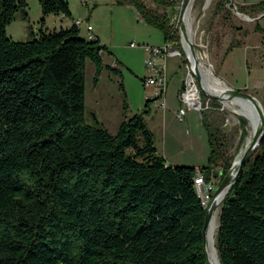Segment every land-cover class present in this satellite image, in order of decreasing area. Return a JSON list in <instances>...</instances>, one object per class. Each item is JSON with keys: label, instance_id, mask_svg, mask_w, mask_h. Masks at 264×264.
<instances>
[{"label": "trees", "instance_id": "obj_1", "mask_svg": "<svg viewBox=\"0 0 264 264\" xmlns=\"http://www.w3.org/2000/svg\"><path fill=\"white\" fill-rule=\"evenodd\" d=\"M114 1L133 6L180 48L168 14L182 0ZM231 2L217 0L215 15L231 22ZM39 4L44 16L71 17L67 0ZM27 6L0 0V264H209L195 177L201 171L219 185L232 165L219 103L201 110L207 166L167 164L143 113L112 134L86 107L87 59L95 84L104 67L117 70L104 64L98 37L80 35L75 23L41 27L25 41L7 35ZM237 8L254 17L264 1ZM240 45L232 39L224 57ZM245 124L240 118L241 139ZM215 248L220 264H264V136L221 202Z\"/></svg>", "mask_w": 264, "mask_h": 264}, {"label": "rangeland", "instance_id": "obj_2", "mask_svg": "<svg viewBox=\"0 0 264 264\" xmlns=\"http://www.w3.org/2000/svg\"><path fill=\"white\" fill-rule=\"evenodd\" d=\"M67 1L75 20L83 21L79 26L80 35L87 37L86 24L91 25L93 32L100 37V43L107 46L102 54L103 62L105 65L117 66L116 71L104 67L95 84L96 66L92 60L87 59L85 103L88 110L96 113L99 121L112 134L117 132L124 118L143 113L148 128L153 132L156 150L165 158L167 164L207 166L210 148L207 130L201 120V111L190 108L183 120L176 116V110L180 106L179 88L182 84L186 86L188 74L186 66L190 68L186 53L184 52L183 56L167 58L166 102L162 99L164 106H160L161 101L150 100L148 97L155 92L156 87L146 86L142 82L146 75L144 63L146 53L141 45L164 44V32L138 18V12L133 6L117 4L114 0ZM216 1H193L190 27L195 52L199 55L200 61L229 87L254 95L264 111V15L244 16L246 14H239V10L234 11L228 3L227 7L231 12V22H228L215 15ZM146 2L151 4L149 0ZM27 4V17L18 13L6 27L7 35L14 41L27 40L31 32L38 33L41 27L46 26L51 30H58L61 26L67 27V23L62 22L71 21V18H63L60 14L44 16L39 0H27ZM43 17L46 24L42 25ZM257 24L259 29L256 30ZM232 39L241 42V45L233 47L224 57ZM181 46L180 43V48ZM193 76L199 92L202 93L199 78L194 74ZM204 97H201L202 109L211 107V99ZM216 101L219 103L218 111L224 119L223 131L230 141L229 153L234 155V160L248 146L254 133L247 117L231 111L222 101ZM88 115L90 116L87 113ZM89 116L88 122H91ZM240 118L246 121L243 127L246 131L244 139H241ZM211 182L210 193L213 194L218 186V179ZM220 208L221 203L217 208L218 226ZM207 251L211 260L208 247Z\"/></svg>", "mask_w": 264, "mask_h": 264}, {"label": "built area", "instance_id": "obj_3", "mask_svg": "<svg viewBox=\"0 0 264 264\" xmlns=\"http://www.w3.org/2000/svg\"><path fill=\"white\" fill-rule=\"evenodd\" d=\"M193 4L194 2H192L191 4L187 16L188 23L190 20ZM230 5L231 8H233L234 11L237 12L238 10L237 5L234 2H231ZM180 10H181V4L176 6L174 9L169 10V14H168L169 22L174 28V30L178 29V34H179ZM74 23L77 27H79L83 23V21L80 19H76L74 20ZM92 29L93 28L91 25L86 24L87 38L89 39L94 37ZM133 45L136 46L135 44ZM141 47L146 53V57L144 61L146 68V75L143 77V84L146 86L156 87V94L161 93L163 95L167 86V63H166L167 58L169 56H179V55L183 56V53L185 51L183 50L182 46L181 48H179L177 42L174 41L173 39H168L167 41H165L164 44L160 46L142 44ZM186 67L188 69L186 86L180 90L178 95L181 106L178 109L176 115L179 120L184 119L187 110L190 108L197 109L199 110V112L202 110V100H201V95L199 94L200 92L198 91V94L196 96L190 95V91H191L190 83L194 82V76L189 66L187 65ZM195 178L197 180V190L202 192V196H204V201L206 202V205H208L209 191L211 190L212 182L206 183L201 171L197 172Z\"/></svg>", "mask_w": 264, "mask_h": 264}, {"label": "bare ground", "instance_id": "obj_4", "mask_svg": "<svg viewBox=\"0 0 264 264\" xmlns=\"http://www.w3.org/2000/svg\"><path fill=\"white\" fill-rule=\"evenodd\" d=\"M192 2L193 0L191 1V3ZM188 13H189V9L187 11V14ZM247 19L249 18L247 17ZM187 32L190 38V34H189L191 32L190 20L188 23ZM182 43L185 47L186 56L190 62L191 71L192 69H194L199 74L200 86L206 89L209 93L220 96L222 98L221 101L225 104L226 107L231 109V111L237 112L247 117L249 120L251 129H252V133L255 134V132L261 126V123H262L261 114L259 113L255 104H253L251 101L241 99V98H233L231 100H226L224 98L225 97L224 95H225V89H226L227 84L224 81H222L219 77H216L211 72V70L204 65L205 63L203 64L200 61L201 59L199 58V55L196 52L194 54L191 53V51L189 50V45L185 39H183ZM190 84H191L190 95L196 96L198 94L199 88H198V85L195 79H194V82ZM241 155L240 156L237 155V157L233 160L234 168H236V166L238 165ZM195 185L197 188L196 178H195ZM227 191H228V187L222 189L220 192L217 193L216 198H215L217 202V208L219 204L222 202V200L224 199ZM198 192H199L200 198H202L201 200H202L203 205L207 206L206 202L204 201V196H202V192L201 191H198ZM209 199H210V196H209ZM215 211L212 214V217L206 227L205 239L207 242V247L211 253V260L209 259L211 264H220L219 259L217 257V253L215 251V247H214V243H215L214 236H215L216 229L218 228V225H217L218 210L216 212Z\"/></svg>", "mask_w": 264, "mask_h": 264}, {"label": "water", "instance_id": "obj_5", "mask_svg": "<svg viewBox=\"0 0 264 264\" xmlns=\"http://www.w3.org/2000/svg\"><path fill=\"white\" fill-rule=\"evenodd\" d=\"M191 1L192 0H182V2H181V10H180V16H179V34H180L179 37H180V42H181L183 50L185 51V47H184L182 42H183V39H185L189 45V50L191 51L192 54H194L195 53V46L193 45V43L191 41V34L189 33L190 34V38H189L188 32H187V30H188V20H187L188 14H187V11H188V9H190V6L192 4ZM238 13L242 14L241 12H238ZM263 14L264 13H261L260 15H263ZM260 15H258L257 17H259ZM244 16H247V15H244ZM192 74H194L197 78H199V74L196 72V70L192 69ZM201 89H202V93L206 97H208L210 99L221 101L222 98L220 96L208 93L203 88H201ZM224 96L223 97L226 100H231L233 98H241V99L251 101L253 104H255L259 113L261 114L262 123H261V126L255 132V134H254L253 138L251 139L250 143L248 144V146L245 147V149L243 150L242 155L239 159V162H238V165L236 166V168H234L233 163H232L230 169L228 170V172L223 177L222 181L219 183V185L215 189L214 193L212 194V198L210 199L208 205L206 206V216H205L203 234H204V240H205L206 255H207V260H208L209 264H211V262L209 260L208 251H207V247H206L205 233H206V227H207V225H208V223L212 217V214L217 209V202L215 200L216 195L218 192H220L222 189H224L226 187H228V190H229V188L233 184L234 180L236 179L237 175L241 171L244 163L257 151V149L261 143V140L264 136V111H263V108H262L260 101L251 93L243 91V90H239V89H236L233 87H229L228 85L226 86ZM152 99H157V97H151L150 100H152ZM91 114H92V117L96 120V123H99V120H98L96 114L94 112H92Z\"/></svg>", "mask_w": 264, "mask_h": 264}, {"label": "crops", "instance_id": "obj_6", "mask_svg": "<svg viewBox=\"0 0 264 264\" xmlns=\"http://www.w3.org/2000/svg\"><path fill=\"white\" fill-rule=\"evenodd\" d=\"M261 1H264V0H232V2H234L236 5H244V4H247V5H249V4H254V3H257V2H261ZM128 6H131V5H128ZM69 8H70V6H69ZM70 11H71V8H70ZM260 15V14H259ZM63 16V18L64 17H68V16H64V15H62ZM69 18H71V21L70 22H65V21H63L62 23H67V27H70L73 23H74V20H75V18H74V15L72 14V11H71V17H69ZM138 18H140L141 20H142V18L139 16V14H138ZM66 19V18H65ZM64 19V20H65ZM45 24H46V20H45ZM45 28H47V29H49L48 27H46L45 26ZM61 28H66V27H62L61 26ZM92 32H93V29H92ZM93 34L96 36V37H98L99 39H100V37L98 36V34L96 33V32H93ZM86 35H87V33H86ZM105 64V63H104ZM180 90H181V88H179V92H180ZM166 89H165V92L163 93V95L161 96V97H157V99H158V101H161L160 103H159V105L160 106H164V102H162V99H164L165 100V102H166ZM155 95H156V90H155V92L152 94V95H148V97H155ZM179 95V94H178ZM178 98H179V96H178ZM157 101V102H158ZM163 104V105H162ZM181 106V105H180ZM180 106H178V109L180 108ZM178 109L176 110V114H177V111H178ZM90 112H92V111H90ZM96 114V113H95ZM97 116V115H96ZM177 116V115H176ZM98 118V117H97ZM99 120V119H98ZM118 123V122H117Z\"/></svg>", "mask_w": 264, "mask_h": 264}]
</instances>
